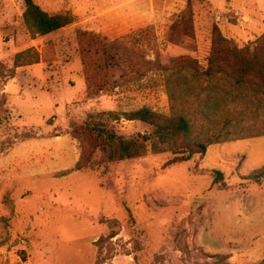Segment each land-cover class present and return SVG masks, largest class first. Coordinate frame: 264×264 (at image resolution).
I'll return each mask as SVG.
<instances>
[{
  "label": "rangeland",
  "instance_id": "1",
  "mask_svg": "<svg viewBox=\"0 0 264 264\" xmlns=\"http://www.w3.org/2000/svg\"><path fill=\"white\" fill-rule=\"evenodd\" d=\"M35 2L74 22L32 37L25 1L0 0V264H264V179L248 178L264 167V135L212 144L170 166L171 153L110 160L86 130L89 117L113 111L119 134H151L125 114L144 106L168 114L165 74L126 75L111 61L112 86L99 91L81 53L89 33L141 48L148 60L206 65L215 25L254 47L264 0ZM189 5L194 37L172 29ZM28 49L39 62L15 67Z\"/></svg>",
  "mask_w": 264,
  "mask_h": 264
},
{
  "label": "trees",
  "instance_id": "2",
  "mask_svg": "<svg viewBox=\"0 0 264 264\" xmlns=\"http://www.w3.org/2000/svg\"><path fill=\"white\" fill-rule=\"evenodd\" d=\"M24 1L23 17L32 37L49 35L74 22L71 13L50 14L35 0ZM193 18L189 5L172 29L194 37ZM81 53L87 83L99 91L112 86L108 72L111 61L126 75L141 76L144 67L165 74L169 113L144 106L125 114L128 120L154 127L151 134L129 138L119 134L111 123L119 122L120 115L113 111L89 117L86 130L100 141L110 160L137 158L148 152L171 153L165 164L170 166L205 155L212 144L264 135V35L253 48L239 47L215 25L206 65L187 56L174 57L168 64L159 57L148 60L141 48L130 47L121 39L105 43L99 35L89 33L81 37ZM37 62L38 52L28 49L16 55L15 67ZM80 162L77 170L84 167ZM215 173V181H221L223 173ZM248 178L255 182L264 179V167Z\"/></svg>",
  "mask_w": 264,
  "mask_h": 264
}]
</instances>
